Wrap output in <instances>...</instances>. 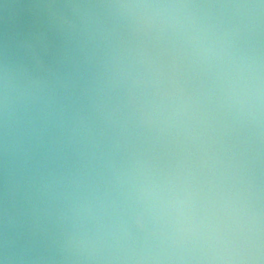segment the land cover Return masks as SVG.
<instances>
[{"label": "water", "instance_id": "1", "mask_svg": "<svg viewBox=\"0 0 264 264\" xmlns=\"http://www.w3.org/2000/svg\"><path fill=\"white\" fill-rule=\"evenodd\" d=\"M0 264H264V0H0Z\"/></svg>", "mask_w": 264, "mask_h": 264}]
</instances>
